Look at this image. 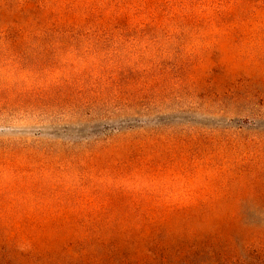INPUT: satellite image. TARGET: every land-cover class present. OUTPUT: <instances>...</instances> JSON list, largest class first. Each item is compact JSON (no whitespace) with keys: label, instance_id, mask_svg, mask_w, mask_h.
<instances>
[{"label":"trees","instance_id":"16d2710c","mask_svg":"<svg viewBox=\"0 0 264 264\" xmlns=\"http://www.w3.org/2000/svg\"><path fill=\"white\" fill-rule=\"evenodd\" d=\"M214 24L217 43L203 52L264 65V0H0V50L19 51L32 38H95L116 49L183 52ZM248 35L254 55L242 50ZM154 62L138 59L145 69L135 81L149 78ZM246 80L211 93L218 113L245 115L246 126L201 127L171 146L157 126L118 154L98 139L85 143L97 163L121 158L125 166L108 200L82 201L110 211L0 215V264H264V91ZM180 186L189 198H168ZM247 205L263 210L256 221Z\"/></svg>","mask_w":264,"mask_h":264},{"label":"rangeland","instance_id":"374dc122","mask_svg":"<svg viewBox=\"0 0 264 264\" xmlns=\"http://www.w3.org/2000/svg\"><path fill=\"white\" fill-rule=\"evenodd\" d=\"M210 29L207 38L194 33L183 52L161 44L116 49L95 38H32L19 51L0 50V215L110 211L82 201L108 200L111 184L123 183L125 166L121 158L97 163L87 142L98 139L118 154L157 126L171 146L176 135L201 127L248 125L245 115L218 113L211 93L248 78L264 91V65L238 61L235 53L222 57L213 47L203 52L218 40L220 26ZM256 42L246 36L242 50L254 55ZM140 58L155 62L150 77L138 83L145 69L135 65ZM119 59L127 65L119 67ZM136 91L141 99L134 104L128 93ZM180 187L168 198H189ZM246 208L252 221L263 211Z\"/></svg>","mask_w":264,"mask_h":264}]
</instances>
